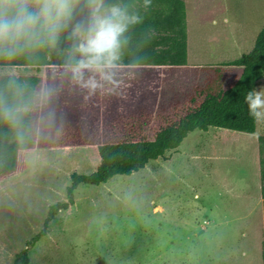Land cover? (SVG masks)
<instances>
[{"label":"rangeland","instance_id":"rangeland-1","mask_svg":"<svg viewBox=\"0 0 264 264\" xmlns=\"http://www.w3.org/2000/svg\"><path fill=\"white\" fill-rule=\"evenodd\" d=\"M185 2L189 65L157 70L152 88L159 111L202 86L217 63L249 52L264 28V0ZM69 7L58 29L77 27L75 0ZM6 74L41 76L43 70L0 66V76ZM261 89L264 78L255 88ZM257 128L258 135L264 134V122H257ZM84 136L67 148L37 146L26 156L23 172L0 182L4 264H12L40 231L48 207L66 201L70 175L95 171L99 160L89 144L95 133ZM255 137L216 128L195 130L165 154L166 160H152L136 173L97 187L79 185L74 204L57 214L47 235L29 252V264H264Z\"/></svg>","mask_w":264,"mask_h":264},{"label":"trees","instance_id":"trees-1","mask_svg":"<svg viewBox=\"0 0 264 264\" xmlns=\"http://www.w3.org/2000/svg\"><path fill=\"white\" fill-rule=\"evenodd\" d=\"M75 4L77 27L53 33L39 15L38 1L29 0L28 10L37 16L34 25L0 40V66L45 69V77L0 76V182L23 172L26 156L37 146L67 148L79 144L87 133H95L89 144L99 160L91 174L70 175L66 201L48 207L42 228L15 254L12 264H29V252L47 235L57 214L74 204L79 185L97 187L116 176L136 173L152 160H166L165 154L195 130L256 132L245 96L264 78V28L249 52L215 65L202 86L159 111L152 88L157 69L187 66L185 0H151L150 7L145 0H102L101 14L119 7L129 18L140 17L139 22H129L121 35L115 67L124 72L133 68L134 74L128 70L121 78L126 85L118 83L106 92L82 86L98 73L84 69L78 78L73 71L83 58L78 48L89 33L94 8L90 0ZM17 8L15 0H7L0 4V13L12 16ZM258 162L264 206V135L258 137Z\"/></svg>","mask_w":264,"mask_h":264},{"label":"clouds","instance_id":"clouds-1","mask_svg":"<svg viewBox=\"0 0 264 264\" xmlns=\"http://www.w3.org/2000/svg\"><path fill=\"white\" fill-rule=\"evenodd\" d=\"M7 0H0V4ZM18 5L12 16L0 13V40L7 39L12 35H20L27 31L37 20V16L28 10L29 0H15ZM94 4L92 25L89 33L79 45L78 51L82 59L73 69L78 78L82 77V70L87 69L99 74L98 82L95 76L90 77L82 84L83 87L95 92L102 89L104 83L115 84L114 73L111 71L116 67L118 60V49L120 37L125 32L129 22L136 23L140 17L129 18L125 11L119 7H113L109 14H101L102 0H90ZM41 4L39 15L45 21L51 23L52 31L55 33L60 27L59 21L70 11V0H39ZM151 0H145V6L150 7ZM250 116L256 122H264V89L259 91H248L245 96Z\"/></svg>","mask_w":264,"mask_h":264},{"label":"crops","instance_id":"crops-1","mask_svg":"<svg viewBox=\"0 0 264 264\" xmlns=\"http://www.w3.org/2000/svg\"><path fill=\"white\" fill-rule=\"evenodd\" d=\"M186 3V2H185ZM188 35V34H187ZM252 49V48H251ZM187 53H188V41H187ZM243 55V54H242ZM241 55V56H242ZM240 56V57H241ZM239 57V58H240ZM236 60V59H235ZM232 61H234V60H232ZM226 62H230V61H226ZM221 63H224V62H221ZM217 64H219V63H217ZM189 65V55H188V57H187V66ZM186 66V67H187ZM162 68H166V67H161V68H159V69H162ZM183 68H185V67H183ZM42 70H43V75H41V77H45V69L44 68H41ZM132 69L133 68H128V70H130L129 71V74L131 73V74H134L133 73V71H132ZM159 69H157V70H159ZM176 69H181V68H176ZM126 70V69H125ZM128 70H126V72H124L123 71V69L122 68H114V69H112L111 71L114 73V75H113V79H114V81H115V84H110V83H107V82H102V83H104V87L102 88L103 89V92H106L108 89H112L114 86H116V85H118V83L119 84H122V86L125 84V82L122 80L123 78V76H125V74L127 73L128 74ZM126 74V75H127ZM161 75V74H160ZM71 76H72V79L74 78V76L71 74ZM136 77H139V76H137V75H135ZM96 79H97V81L99 82L100 81V77H99V74L95 77ZM122 78V79H121ZM122 81V82H121ZM126 85V84H125ZM180 102V101H179ZM257 124H256V132H255V134H249L250 136H253V138H254V136H256L255 137V140H254V142L257 144L256 146H254V148H253V153H255L256 155H257V158H258V137L259 136H262V135H264V134H262V135H258L257 134ZM258 164H259V162H258ZM259 178H260V175H259ZM264 208V206L263 205H261V208ZM238 217V219L240 220V218H242L240 215H238L237 216ZM261 259H262V261L264 262V244H262V246H261ZM6 262V259L5 258H0V264H4Z\"/></svg>","mask_w":264,"mask_h":264}]
</instances>
